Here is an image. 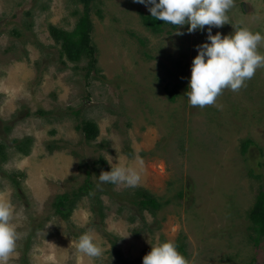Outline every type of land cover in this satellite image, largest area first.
Instances as JSON below:
<instances>
[{
    "label": "rangeland",
    "instance_id": "374dc122",
    "mask_svg": "<svg viewBox=\"0 0 264 264\" xmlns=\"http://www.w3.org/2000/svg\"><path fill=\"white\" fill-rule=\"evenodd\" d=\"M82 10L77 0H0V197L19 235L8 264H142L166 240L188 264H264V233L250 217L264 193V67L215 105L192 107L185 92L205 30L154 33L144 5L94 0L88 70L86 57L61 55L49 30H72ZM227 15L212 34L246 26L264 35V0H234ZM85 120L97 124L92 140L77 128ZM27 138L25 154L17 144ZM137 157V187L98 186L101 171ZM87 181L68 218L58 214L56 197L73 198ZM138 188L161 206L140 208ZM85 232L100 257L78 251Z\"/></svg>",
    "mask_w": 264,
    "mask_h": 264
},
{
    "label": "clouds",
    "instance_id": "9594fccd",
    "mask_svg": "<svg viewBox=\"0 0 264 264\" xmlns=\"http://www.w3.org/2000/svg\"><path fill=\"white\" fill-rule=\"evenodd\" d=\"M147 7L152 18L175 26V34L183 35L180 27L187 25V32H207V41L196 46L192 58L190 77L185 95L192 107L215 105L224 89L238 92L246 86L258 68L264 67V54L258 47L264 43L261 32L246 26H237L230 34H212V28L229 23L227 12L234 0H134ZM179 26V27H177ZM142 161L137 157L132 166L121 163L101 171L98 186L102 184L137 187L141 181ZM14 206L9 199L0 197V264H8L16 251L18 225L14 222ZM78 251L89 258L103 254L94 236L82 233L76 245ZM142 264H188L173 241L166 240L151 245L142 257Z\"/></svg>",
    "mask_w": 264,
    "mask_h": 264
},
{
    "label": "trees",
    "instance_id": "16d2710c",
    "mask_svg": "<svg viewBox=\"0 0 264 264\" xmlns=\"http://www.w3.org/2000/svg\"><path fill=\"white\" fill-rule=\"evenodd\" d=\"M83 5V10L78 17L75 26L72 30H65L55 25H50L49 30L56 43L60 45L61 55H66L67 59L72 62H78L83 57L88 59L87 68L90 70L95 63L94 53L95 48L91 44L90 30L91 21L89 18L90 5L94 0H77ZM142 24L150 29L154 33H160L164 30V26L170 25L165 22L156 20L151 17L149 11L147 13H141ZM175 27L173 25H170ZM173 95L174 91H170ZM77 128L83 132L84 138L92 140L97 136L98 128L97 124L91 120L83 121L82 125H78ZM27 144H17V148L22 153L28 154L29 139H26ZM25 142V143H26ZM249 143V140L244 142V146ZM2 145H0V153L2 152ZM104 163V161H103ZM90 187L89 181L81 185L72 196L69 193H63L56 197L54 201L55 211L64 218H68L69 213L73 210L75 204V198L77 196L88 193ZM136 201L142 209H149L153 211L161 206V203L147 192L143 188H138L135 193ZM252 222L256 225L255 229L258 233H264V193L261 192L258 196V200L250 213Z\"/></svg>",
    "mask_w": 264,
    "mask_h": 264
}]
</instances>
